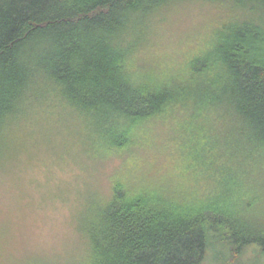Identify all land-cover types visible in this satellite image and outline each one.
Listing matches in <instances>:
<instances>
[{"label": "trees", "instance_id": "obj_1", "mask_svg": "<svg viewBox=\"0 0 264 264\" xmlns=\"http://www.w3.org/2000/svg\"><path fill=\"white\" fill-rule=\"evenodd\" d=\"M189 4L224 16L175 64L157 34ZM41 110L72 127L86 174L72 248H16L0 217V264H203L214 247L249 264L247 248L264 251V0H0V157ZM162 147L196 169L188 185L139 168Z\"/></svg>", "mask_w": 264, "mask_h": 264}, {"label": "rangeland", "instance_id": "obj_2", "mask_svg": "<svg viewBox=\"0 0 264 264\" xmlns=\"http://www.w3.org/2000/svg\"><path fill=\"white\" fill-rule=\"evenodd\" d=\"M174 9L167 13V20L157 34V47L168 52L169 58L178 64L199 47L209 28L224 15L203 4ZM37 113L32 125L17 128L4 141L0 157V217L11 224L14 247L31 250L35 246L63 257L72 248L74 232L70 217L77 214L79 204L75 195L86 174L77 163L81 157L72 127L53 115L44 116V110ZM151 160L157 167L139 168H145L160 184L172 188L188 185L189 176L196 170L183 167L167 147L155 152ZM89 167L97 165L92 163ZM261 195L264 213V190ZM217 249L209 248L203 264L221 263ZM241 261L264 264V251L259 246H250Z\"/></svg>", "mask_w": 264, "mask_h": 264}]
</instances>
